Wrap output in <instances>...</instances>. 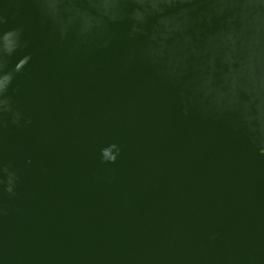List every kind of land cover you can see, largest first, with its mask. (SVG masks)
<instances>
[{"label": "water", "instance_id": "water-1", "mask_svg": "<svg viewBox=\"0 0 264 264\" xmlns=\"http://www.w3.org/2000/svg\"><path fill=\"white\" fill-rule=\"evenodd\" d=\"M3 18L26 46L0 57V264H264V0Z\"/></svg>", "mask_w": 264, "mask_h": 264}, {"label": "clouds", "instance_id": "clouds-1", "mask_svg": "<svg viewBox=\"0 0 264 264\" xmlns=\"http://www.w3.org/2000/svg\"><path fill=\"white\" fill-rule=\"evenodd\" d=\"M41 6L45 9L46 11V4H47V0H39ZM7 21L5 20V18L0 19V26L6 25ZM23 33V29L22 28H16V29H12V30H3L2 31V36H0V57H9L11 56L13 53H15L18 48L22 47V46H26V44L21 40V36ZM57 33L59 34L60 38L63 39L64 36L62 33L59 32V29H57ZM81 43H85L82 42ZM85 44H89V43H85ZM3 76L8 77L9 76L7 74H4ZM10 80V78H9ZM178 94L180 95L182 100H185V97L183 96L182 93H180L178 91ZM5 110H7V108L5 107ZM201 110L207 114L210 115H214L217 117H223L226 116L225 112L216 108H201ZM235 122H237L240 126L245 127L246 128V122L244 121V119L242 117H235L232 118ZM14 123H18V119L13 121ZM257 127H258V133L260 131V124L259 121L257 123ZM115 159V157L113 156L112 161ZM9 183H11V181L9 180ZM9 191L11 190L10 188L8 189Z\"/></svg>", "mask_w": 264, "mask_h": 264}]
</instances>
